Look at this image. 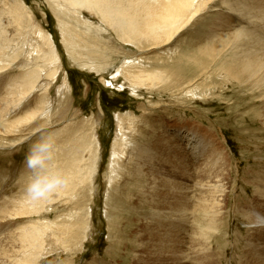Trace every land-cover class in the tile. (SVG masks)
I'll use <instances>...</instances> for the list:
<instances>
[{"label": "rangeland", "instance_id": "374dc122", "mask_svg": "<svg viewBox=\"0 0 264 264\" xmlns=\"http://www.w3.org/2000/svg\"><path fill=\"white\" fill-rule=\"evenodd\" d=\"M55 1L0 0L4 40L9 39H0V101L19 92L8 87L11 80L25 73L41 76L36 90L6 121L0 119V264H251L253 233H260L253 210L257 193H264V86L249 73L235 78L234 70L257 54L264 59V13L247 14L239 4L247 0H201L206 8L168 44L151 45L118 37L84 6ZM37 30L53 39L56 65L37 48L48 52ZM142 72L161 73L162 79H135ZM28 111L36 117L17 125ZM168 129L199 132L204 143L195 151L183 145L191 177L179 181L186 196L179 200L186 205L176 207L170 245L163 243L153 256L168 215L160 206L154 216L148 211L154 204L138 202L131 179L134 152L122 159L120 183L110 187L108 173L112 145L121 135L136 147L152 146ZM41 135L54 138V165L61 168L68 159L79 162L99 139L94 195L76 180L72 191L31 210L24 197V162ZM82 220L86 226L77 228ZM37 224L45 227L44 245L28 250L21 230ZM23 246L41 257L21 262Z\"/></svg>", "mask_w": 264, "mask_h": 264}, {"label": "bare ground", "instance_id": "6f19581e", "mask_svg": "<svg viewBox=\"0 0 264 264\" xmlns=\"http://www.w3.org/2000/svg\"><path fill=\"white\" fill-rule=\"evenodd\" d=\"M56 1L58 2V0ZM61 1L64 3H67L68 6H73V7L84 6L89 11L98 14L112 29L116 31V33L119 35L118 37L124 40H128L134 44L140 43L142 41H148V43L149 44L151 43V45H157L158 43L168 44L170 40H172L177 34H179L191 21H193V19L198 14L201 13V11H203V9L206 8L205 1H203V3L201 4L202 2L201 0H61ZM239 4H240V7L241 6L243 7L242 10L247 11V14L248 12H251L252 10L254 12L261 11L264 13V0H247L243 2L240 1ZM8 11H5V12H8ZM10 13H12V10ZM21 14L23 15L22 12ZM254 16L253 18H256ZM6 30L7 29L2 27L1 20H0V39L4 40V38L7 36ZM36 35L40 37L41 39H44L43 41H46L45 45L48 47V52L47 50H45L46 47H44L43 45L42 47H37V48L39 50H42V53H43L42 55H44L45 59L49 58L51 64L56 65L59 61V57L57 55V51H56L53 39L51 37L50 39L46 38L45 36L47 34H45L43 31H40V30L36 31ZM8 40H4V41L8 42ZM10 45L12 44L10 43ZM0 49H1V46H0ZM47 53H50L51 57H49ZM260 58H262L260 57V54H257L255 56H252V58H248L247 60L243 61L242 64H240V68L238 69L235 68L234 70L236 71L234 73V75H236L235 78H240L245 73L247 74L249 73V75L251 74L250 75L251 80H254L255 78L258 83L264 86V59L261 60ZM128 70L130 69L128 68ZM134 72H135V68H134ZM56 73L57 71L53 73V78L55 77ZM40 77H41L40 74L36 76L33 73H27V74L25 73L23 76L15 78L8 83L9 88H12L13 90L15 89L19 92H17L15 96L12 94H9L11 95V97L13 96L12 98L10 97L11 100L7 99L6 101H0V119L4 118V120L6 121V119L9 117V113H11V110L14 109L15 107L17 108L18 106H20L18 104L23 102V100L28 94L30 93L32 94V92L36 90L35 88L37 86L36 83L40 81L41 79ZM135 79L144 80V81L145 80L154 81L157 79H162V74L157 73V72H149L148 74H145L142 72L139 75H136ZM32 113H30L29 111L26 112V114H28L26 115L27 117L19 120L18 122L16 121L17 122L16 124L17 125L20 123L23 124L24 122H27L29 119H33L34 117H36L34 116L35 114L34 113L32 114ZM117 121L118 123L122 125L121 123L122 120L119 116H117ZM14 125L15 123L13 122L9 125V127L11 126V128H9L8 126L3 127L4 128L3 131L12 129ZM0 130H2L1 126H0ZM185 132H187V130H183L180 132L176 131L172 133L170 129H168L164 133V137L165 136L167 137L165 138L162 137L160 141L159 140L155 141L152 146H150L149 144H145L144 146L142 145L140 147H136L135 145L136 143L131 144L132 142L130 143V141L126 139L127 137L124 138L121 135V138L116 139V141L112 145V153H111L112 163H111V166L109 168V173H108V184L110 185V187H112L114 183L117 184L118 182L119 183L121 182L123 176L118 173H121L120 170H122V165H121L122 159L126 157L129 151H133L135 156L133 158L134 163H132L133 168H131L133 170V173L131 174V179L134 181L136 189H137L136 192L138 193L140 197L138 202L142 204H150V205L154 204L155 207L153 205L148 210V211H151V213L154 216L156 215V210H157L156 208L159 207L158 209L160 211V206H162V209H164L163 212L168 215V218L164 222L166 224L165 226L166 228L164 229H167V230L162 231V229H160V231H162L163 233L158 234V240H159L158 244L153 245V251H152V254H154L153 256H156L157 253H159V251L162 249L161 248L162 245L166 244V248H168L167 246L168 244L170 245L169 239L172 238L173 234H172V231L168 232V230L171 228L170 226L173 225L171 223L172 222L171 220H173L172 219L173 215L177 212L176 207L178 205H179L178 207L180 206L182 207L186 205V202H184V200H182L181 203L179 200L180 198L184 199L186 197V196L184 197V195H182V193L180 194L179 192L182 189H184L182 188V183H180L179 181L185 180L191 177L189 176L188 173H186L188 158L186 156L187 153H185V151L187 150V147L184 148L183 145L189 144V147L190 148L193 147V150L195 151V149L198 148L199 145H201V143L203 142L202 140L203 137L201 138L198 135L199 132H193V134L192 133L187 134ZM94 140H95V145H94L95 149L94 150L90 149L89 151L87 150L88 152L84 156L80 155L79 162L75 161V159L72 158L71 161H69L68 159L69 165L68 164L64 166L62 165L63 166L62 168L60 166L56 167L54 165L57 169L71 176V183H70L69 188L67 189L68 191L69 190L72 191L75 185L78 184L76 182L77 180L80 182L79 185L81 186H84V184H88L89 188H91L90 194L94 195L93 193L95 190L92 189V184H94V180L96 179L98 175L99 162H100V157H101V145H100L99 139L95 137ZM193 141L195 142L194 145H192ZM67 153L64 155L67 156ZM70 156L72 155L70 154ZM59 160L61 161V159ZM54 163H56V158H55ZM62 163H64V161ZM77 165H78V168H77ZM60 194L57 196H60ZM257 194L258 195L256 196V198L258 199L257 200L258 208L256 207L254 208L253 210L254 214H253L252 219L254 220V228L260 227V229L258 230L260 231V233H258L257 230H255L253 233V238H252L253 241L251 242L250 261H251V264H264V213H262V211L264 212V197H262L264 196V193L259 191ZM53 200H54V197H53ZM174 201L177 202L178 204L174 205ZM41 204L42 202L38 204L29 203L27 205H31V208H32L31 210H34L37 205H41ZM27 205H25L24 208H26ZM26 211L27 209H25L23 212H26ZM87 217H89L90 219L88 222L87 228L89 229V232H91L92 216L90 212L87 213ZM83 225L86 226L83 220L81 222L78 221L77 228L80 227L82 229ZM146 226H147L146 228L147 229L146 232H147L150 227L149 223H147ZM255 229H258V228H255ZM21 231H22V233H20L21 238L25 242V245H27L28 250H32V249H35L36 247H40L41 245H44L45 238L43 239V235L45 234V227L41 226L40 224H37V225H31L28 228L26 227L22 229ZM152 237L154 238V236ZM173 242L171 243L173 244ZM140 245L141 244H139V246ZM27 249L23 246V249H22L23 258L21 259V262L22 261L26 262V260H30V259H31L30 261L35 262L38 258L41 257V253L37 251H28ZM27 257H29L30 259Z\"/></svg>", "mask_w": 264, "mask_h": 264}, {"label": "clouds", "instance_id": "9594fccd", "mask_svg": "<svg viewBox=\"0 0 264 264\" xmlns=\"http://www.w3.org/2000/svg\"><path fill=\"white\" fill-rule=\"evenodd\" d=\"M56 152L51 135H41L31 144L24 162L27 170L24 197L28 203L51 202L69 188L71 176L54 166Z\"/></svg>", "mask_w": 264, "mask_h": 264}]
</instances>
